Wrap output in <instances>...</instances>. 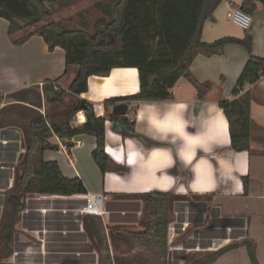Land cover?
<instances>
[{
	"label": "crops",
	"instance_id": "1",
	"mask_svg": "<svg viewBox=\"0 0 264 264\" xmlns=\"http://www.w3.org/2000/svg\"><path fill=\"white\" fill-rule=\"evenodd\" d=\"M69 1L53 4L55 11L51 13L47 10L53 22L72 28L69 26L73 16L66 20L59 17ZM230 2L238 6L241 0L239 4L226 0L215 10L213 19L203 26V42L245 36L246 30L240 29L241 33L229 27L226 13ZM113 5L112 0H101L94 6V13L75 16L79 28L74 29L84 28L93 16L95 24L105 25ZM251 18V52L254 57L264 59V5L257 2ZM8 25L0 18V103L2 107L19 108L25 116L45 115L51 107L42 93V84L51 81L56 91H67L75 67L66 71L63 49L55 47L50 51L38 35L20 45L13 44L12 39L25 32L11 38ZM247 60L242 47L227 44L218 54L196 55L189 71L198 82L218 83L223 79V97L231 101L236 99L232 92ZM138 91L135 68H114L106 76L88 78L87 90L79 98L93 105L96 117L105 119L104 152L121 170L101 174L91 155L96 149L93 136L72 137L70 152L64 149L66 145L61 140L53 138L51 143L58 149L43 152V161L57 163L66 178H79L86 194H27L25 208L18 214L23 222L34 223L33 234L26 231L34 241L20 246L19 250L11 245L12 235L8 237L4 233L3 237L1 228L8 226L3 221L5 193L20 178L27 130L0 126V264H8L16 251L34 253L35 259L38 258L35 264H43L46 254H69L68 258L75 264H191L196 258L223 247L227 250L213 264L235 252L245 255L249 264L246 249L241 245L243 241L253 243L254 256L260 264L252 222L264 218V74L254 85L244 86L237 96L241 98L247 92L250 120L259 125L256 130L251 125L250 148L243 152L231 149L228 122L218 102L198 100L194 86L185 77L176 82L168 100L125 103L128 109L124 117L134 119L133 128L138 136H122L116 129L120 121L108 117L117 104L108 102ZM85 122L84 113L79 111L72 117L70 126L76 129ZM245 177L248 182L244 189ZM147 193L171 195L167 202L171 220L165 244H158L153 232L146 231L143 195ZM30 195L38 197L29 198ZM91 195L102 196V216L83 212ZM91 218L96 228L90 224ZM18 224L15 220L14 229H18ZM236 225L245 228L237 240L231 230ZM202 239H206L204 244ZM179 246L188 248L189 256L176 253Z\"/></svg>",
	"mask_w": 264,
	"mask_h": 264
},
{
	"label": "trees",
	"instance_id": "2",
	"mask_svg": "<svg viewBox=\"0 0 264 264\" xmlns=\"http://www.w3.org/2000/svg\"><path fill=\"white\" fill-rule=\"evenodd\" d=\"M63 0H0V18L8 22V35L25 33L12 39L20 45L33 35L42 37L51 51L60 47L65 52L66 71L75 67L74 79L67 91H56L51 81H45L42 93L51 110L45 115L25 116L15 106L0 108V126H17L27 130L24 161L16 186L5 200L4 224L1 234L12 235L19 211L25 208L29 193L56 196L84 195L86 189L79 178H66L55 162H44L43 152L57 150L51 143L58 138L70 152L71 138L76 135H90L96 140L92 159L101 174L116 167L104 152L105 119L96 117L93 105L79 96L87 90L90 76H106L114 68H135L138 73L137 94L113 99V105L130 101H163L171 98L176 82L185 77L194 86L200 101H217L227 119L230 146L235 152L250 148L249 97L237 98L244 86H252L264 74V59L252 55V34L249 30L242 39L224 37L212 43L202 41V30L206 22L213 19L215 10L226 0H112V14L102 30L89 33L83 29L64 27L50 20L46 5ZM240 9L251 14L257 9L256 0H241ZM227 44L242 47L248 60L232 92L236 99L223 97V79L218 83L198 82L191 75L189 65L198 54L212 56L221 52ZM79 111L86 122L72 129L70 121ZM110 120H119L116 129L122 136H138L134 132V119L108 114ZM238 128H236V126ZM236 128V130H235ZM248 179H242L244 189ZM146 205L144 225L151 231L158 244H165L167 225L171 220L167 193L143 195ZM94 218L90 224L96 228ZM97 221V220H96ZM98 224V223H97ZM99 225V224H98ZM99 245V240L96 239ZM245 247L249 264H258L251 241L241 243ZM227 247L196 258L191 264H213Z\"/></svg>",
	"mask_w": 264,
	"mask_h": 264
},
{
	"label": "rangeland",
	"instance_id": "3",
	"mask_svg": "<svg viewBox=\"0 0 264 264\" xmlns=\"http://www.w3.org/2000/svg\"><path fill=\"white\" fill-rule=\"evenodd\" d=\"M100 1L101 0H70L69 2H66L67 3L66 4L67 9L63 10L62 13H59L60 16L59 15L58 16L59 17L63 16L65 20L67 17L73 16L72 17L73 23H71L69 27L79 28L78 24L76 23L77 19L75 18V16L81 15V14L87 15L90 11H92V13H94L93 12L94 6L98 5V3ZM234 1L236 2V4H239V2H240V0H234ZM46 8L50 11V13L52 11H55V6H53V4L50 6L46 5ZM224 15H225V12H224ZM52 19L53 18L50 17L51 21H52ZM93 19H94V16L92 17L91 20H89L86 23L87 24L86 26L85 25L83 26L85 29L84 28H82V29L89 32V33H93L97 29V27L104 26V24L99 23V22L95 24V20H93ZM227 21L230 23L229 27H231V29H233L234 31L242 33V30H240V28L231 24L230 20H227ZM93 23L95 24V26ZM249 119H250V110H249ZM251 125L254 128V130H256V128L259 127L257 122H254V121L251 122V120H250V127H251ZM235 126H236V128H238L237 125H235ZM236 128H235V130H236ZM8 195H9V192H6L5 193V196H6L5 199H7ZM37 197H38V195H30L29 196V198H37ZM19 214L16 218V223L17 222L19 223L17 226L18 229L15 228L13 230L11 241H10L11 245L14 248L16 247L15 248L16 250H19L17 248H19L22 245L24 246V245H28V244H33L34 238L29 236V234L26 233V231L33 234V231L35 230L34 223L29 224L28 222H23L20 219L21 214L20 215ZM80 222H81V219H78L79 224H80ZM252 228H254V230L252 232H253V237H254V240L256 242V246L258 249V252H256V257H257V260L260 264H264V218L258 217V220H255V221L253 220ZM229 230L230 229H228L227 231H229ZM231 230L234 232V235H235L234 239H236V240H237L238 234H244L245 233V228H240V227H238V225H236ZM223 231H225V230H223ZM240 236H242V235H240ZM232 241L234 242L235 240H232ZM205 242H206V239L201 240V244H204ZM172 246H174V244ZM187 247L190 248L189 245ZM188 248L179 246L178 252H176V253H178L182 256H184V255L189 256ZM194 251H198V249H195ZM44 257L45 258L43 260V264H75L74 263L75 261H73L72 258H70V259L68 258V257H70L69 254H46V255H44ZM37 259H35L34 253H24V252H17L16 251V254L12 253L10 262H8V264H35ZM246 261H247V259H246L245 255L241 254L240 252H235V253H229L228 255H226L225 258L217 264H247Z\"/></svg>",
	"mask_w": 264,
	"mask_h": 264
},
{
	"label": "built area",
	"instance_id": "4",
	"mask_svg": "<svg viewBox=\"0 0 264 264\" xmlns=\"http://www.w3.org/2000/svg\"><path fill=\"white\" fill-rule=\"evenodd\" d=\"M226 18L230 20L234 25L242 30H249L252 23V18L249 14L243 12L239 6H236L233 2L229 3V9L226 13ZM2 107L0 103V108ZM64 149L66 147L64 146ZM83 212L89 215L102 216L104 214L102 196L91 195L87 197V203Z\"/></svg>",
	"mask_w": 264,
	"mask_h": 264
},
{
	"label": "water",
	"instance_id": "5",
	"mask_svg": "<svg viewBox=\"0 0 264 264\" xmlns=\"http://www.w3.org/2000/svg\"><path fill=\"white\" fill-rule=\"evenodd\" d=\"M257 2L261 3L264 5V0H256ZM128 105L123 103V104H118L113 107L112 109V115L114 116H124L127 112Z\"/></svg>",
	"mask_w": 264,
	"mask_h": 264
},
{
	"label": "clouds",
	"instance_id": "6",
	"mask_svg": "<svg viewBox=\"0 0 264 264\" xmlns=\"http://www.w3.org/2000/svg\"><path fill=\"white\" fill-rule=\"evenodd\" d=\"M212 107H215L214 105Z\"/></svg>",
	"mask_w": 264,
	"mask_h": 264
},
{
	"label": "flooded vegetation",
	"instance_id": "7",
	"mask_svg": "<svg viewBox=\"0 0 264 264\" xmlns=\"http://www.w3.org/2000/svg\"><path fill=\"white\" fill-rule=\"evenodd\" d=\"M10 236V234L8 235V237Z\"/></svg>",
	"mask_w": 264,
	"mask_h": 264
}]
</instances>
